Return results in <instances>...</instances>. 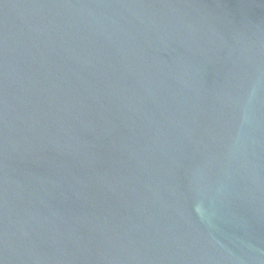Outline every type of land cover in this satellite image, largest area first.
<instances>
[{
	"label": "water",
	"instance_id": "obj_1",
	"mask_svg": "<svg viewBox=\"0 0 264 264\" xmlns=\"http://www.w3.org/2000/svg\"><path fill=\"white\" fill-rule=\"evenodd\" d=\"M0 264H264V0H0Z\"/></svg>",
	"mask_w": 264,
	"mask_h": 264
}]
</instances>
